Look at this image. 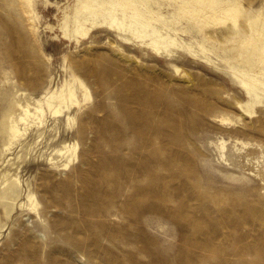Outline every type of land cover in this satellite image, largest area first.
Returning <instances> with one entry per match:
<instances>
[{"label":"rangeland","instance_id":"rangeland-1","mask_svg":"<svg viewBox=\"0 0 264 264\" xmlns=\"http://www.w3.org/2000/svg\"><path fill=\"white\" fill-rule=\"evenodd\" d=\"M136 1L193 51L158 52L102 22L69 38L77 0H35V22L21 0H0V264H264V95L243 82H264V64L237 42L255 44L248 22L264 0H239V28L211 24V37L179 12L191 0ZM76 76L81 104L5 151L10 104ZM55 141L77 143L70 166L69 153L50 162Z\"/></svg>","mask_w":264,"mask_h":264},{"label":"bare ground","instance_id":"bare-ground-1","mask_svg":"<svg viewBox=\"0 0 264 264\" xmlns=\"http://www.w3.org/2000/svg\"><path fill=\"white\" fill-rule=\"evenodd\" d=\"M201 1L202 0H191V3H180L179 12L184 16H188L189 21L195 23L205 36L211 37L209 31L206 30L211 24L216 26L226 24L236 29L239 28L240 16L242 13V4L239 0H224L222 6H219L215 11L210 9L209 6H204ZM21 2L26 7L29 18L35 22L37 15L35 0H21ZM213 3H215L214 0L209 4L212 5ZM142 4L146 11L139 8L136 0H102V2H98V0H77L74 18L70 21L71 24L65 35L69 38H72L74 35L78 38L88 36L90 31L102 22L110 26H115L120 29V31L131 32L135 37L139 38V40H144L158 52L162 50H171V48H188L193 51L192 46L185 43L186 41L181 42L177 37L170 34L169 31H165V29H169L170 31L172 29L167 26L162 15L153 12L144 2ZM119 14H122V17H120ZM259 21H261L260 24ZM176 22H178V20H174V24ZM248 23L255 34V44L248 39L240 38L237 42L242 50L239 52V46L236 47V50L239 52L240 58H242L243 55L250 56L257 51L262 65L264 64V18L258 17L256 20H250ZM256 23L260 26L256 25ZM161 24L165 26V29L160 27ZM34 27L37 29L36 25ZM173 30L175 32L179 31L174 27ZM200 47L205 53L209 51L203 43L200 44ZM76 82L81 88L89 90L85 82L76 76L74 83L65 84L61 89L48 92L42 98H39L35 105L28 99L23 101L20 100L18 105H16V101L12 102L4 111V117H6L4 122L5 130L3 131L4 143L6 145L4 148L5 151H10L21 136L30 134L35 124L40 123L41 126H44L49 116L60 118L65 110L64 107H69L70 102H73V100H76L75 107L80 105L81 100L75 87ZM243 82L248 91L255 95L257 99H259L262 94L264 95V82L246 77H244ZM25 96L26 95L21 92V97L23 99H25ZM90 96V93H87L86 98L88 99ZM254 103L255 102L252 101L248 110L243 108V111L245 113H252ZM239 105L243 107L242 103ZM17 110H20L19 113H16ZM68 118L70 122L74 121L73 116H69ZM221 120L226 123L232 119L229 116H223ZM54 144L57 149L55 153H52L50 162L54 165H60L61 161L69 153V155L73 154L74 157L70 158L69 164L66 163L67 166L65 167L70 166L77 156V143L70 142L65 146H60L61 144L59 141H55ZM43 147H45V145L40 148ZM21 184L22 180L16 178L13 188L14 195L18 196L20 194ZM35 199L36 197L34 195L30 196V200L34 201Z\"/></svg>","mask_w":264,"mask_h":264}]
</instances>
